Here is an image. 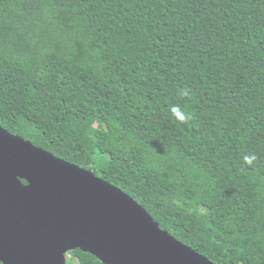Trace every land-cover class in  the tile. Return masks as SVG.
I'll use <instances>...</instances> for the list:
<instances>
[{"label":"trees","instance_id":"trees-1","mask_svg":"<svg viewBox=\"0 0 264 264\" xmlns=\"http://www.w3.org/2000/svg\"><path fill=\"white\" fill-rule=\"evenodd\" d=\"M0 127L213 264H264V0H0Z\"/></svg>","mask_w":264,"mask_h":264},{"label":"water","instance_id":"water-1","mask_svg":"<svg viewBox=\"0 0 264 264\" xmlns=\"http://www.w3.org/2000/svg\"><path fill=\"white\" fill-rule=\"evenodd\" d=\"M213 264L92 171L0 127V263Z\"/></svg>","mask_w":264,"mask_h":264},{"label":"clouds","instance_id":"clouds-1","mask_svg":"<svg viewBox=\"0 0 264 264\" xmlns=\"http://www.w3.org/2000/svg\"><path fill=\"white\" fill-rule=\"evenodd\" d=\"M184 94L187 95V92H185ZM170 112L172 116L181 123H184L189 119L188 115L185 114L179 106H172L170 108ZM253 159V157L245 156L243 158L244 165L251 166L253 164Z\"/></svg>","mask_w":264,"mask_h":264},{"label":"rangeland","instance_id":"rangeland-1","mask_svg":"<svg viewBox=\"0 0 264 264\" xmlns=\"http://www.w3.org/2000/svg\"><path fill=\"white\" fill-rule=\"evenodd\" d=\"M67 264H74V261L72 259H67Z\"/></svg>","mask_w":264,"mask_h":264},{"label":"built area","instance_id":"built-area-1","mask_svg":"<svg viewBox=\"0 0 264 264\" xmlns=\"http://www.w3.org/2000/svg\"><path fill=\"white\" fill-rule=\"evenodd\" d=\"M67 259H71L70 252L66 254V261H67Z\"/></svg>","mask_w":264,"mask_h":264}]
</instances>
